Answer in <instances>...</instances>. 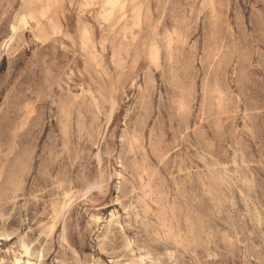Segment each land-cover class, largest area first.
<instances>
[{"label":"rangeland","instance_id":"1","mask_svg":"<svg viewBox=\"0 0 264 264\" xmlns=\"http://www.w3.org/2000/svg\"><path fill=\"white\" fill-rule=\"evenodd\" d=\"M83 3L73 30H64L67 16L47 24L64 35L35 53L46 66L36 94L43 99L35 107L46 114L50 84L57 83L51 89L57 103L69 91L76 97L83 93L85 111L95 103L112 118L105 123L106 116L100 117L102 143L77 141L71 156L32 181L27 133L35 117L27 118L28 102L13 116L15 135L5 150L21 180L17 196L0 202V264H13L15 257L33 264H169L170 252L180 264H250L264 245V192L259 189L264 168L243 128L264 119L259 101L250 96L238 112L227 109L213 137L203 126L189 131L169 121L166 127L158 103L155 117L126 119L129 111L139 116L141 104L151 108L175 91L190 32L176 0ZM3 16L10 35L24 29L30 36L38 23L18 4ZM3 103L13 104L8 96ZM87 123L92 124L91 117ZM102 181L108 182L105 196L97 191ZM186 205L190 216L202 220L201 228L194 230L189 219L166 242H156L150 228L127 226L130 207L145 208L151 219L152 213H177Z\"/></svg>","mask_w":264,"mask_h":264},{"label":"clouds","instance_id":"2","mask_svg":"<svg viewBox=\"0 0 264 264\" xmlns=\"http://www.w3.org/2000/svg\"><path fill=\"white\" fill-rule=\"evenodd\" d=\"M176 3L191 40L189 51L177 65L176 89L171 95L154 101L151 108L146 104L138 106L139 116L129 111L126 119H151L156 116L158 103L160 117L166 127L169 121L173 125L180 123L189 131L203 126L209 137H213L220 132L226 110L231 108L232 112H238L241 102L250 96L259 101V111L264 115V0H176ZM13 4L36 16L38 23L30 30V36H25L24 29H13L9 34L3 14ZM83 7V0H0V202L9 196L14 199L20 191L18 183L21 177L5 148L15 135L11 123L13 116L24 112L25 102L30 104L27 118L35 117L27 133L33 148L32 181H39L47 169L62 158L71 156L77 141L83 143L87 139L93 142L94 147L103 142L105 125L100 123V117L106 116L107 123L112 113L106 114L95 103L85 111L83 93L76 97L69 91L57 103L51 89L58 84L51 83L47 99L52 104L45 106L46 114L39 113L35 107L43 99L36 94L46 67L42 66L35 53L43 44L64 35V32L53 31L47 24L51 21L58 24L67 16L64 30H73L77 12ZM42 12L46 14L42 15ZM209 81L211 87H205ZM6 96L13 102L11 106L3 103ZM88 117L92 118V124L87 123ZM191 125H196L197 129ZM243 131L257 150L260 166L264 168V119L252 122L251 127L246 122ZM137 135L141 137V134ZM137 144L142 145V138L137 140ZM140 150H143L142 146ZM256 179L253 177L252 182ZM121 183L127 181L122 179ZM244 186L248 188L249 182ZM107 187V181L100 183L97 189L100 196L107 195ZM259 189L264 192V173L259 178ZM129 198L125 196V199ZM157 208L161 206L157 205ZM126 211L127 226L152 229L158 243L169 240L172 233L189 219L194 230L202 225L199 217L190 216L187 205L177 213L161 214L157 211L151 214V219L145 208L130 207ZM168 257L169 264H180L173 253H168ZM153 264H160V261ZM250 264H264V245L256 250Z\"/></svg>","mask_w":264,"mask_h":264},{"label":"bare ground","instance_id":"3","mask_svg":"<svg viewBox=\"0 0 264 264\" xmlns=\"http://www.w3.org/2000/svg\"><path fill=\"white\" fill-rule=\"evenodd\" d=\"M148 37V36H147ZM93 88V87H92ZM115 102V101H114ZM113 105V104H112ZM111 108V107H110ZM112 117H110L111 119ZM111 121V120H110ZM110 124V123H109ZM94 188V187H93ZM91 190V189H89ZM91 193V192H90ZM98 219V218H97ZM23 246V245H22ZM24 249L26 251V254L29 255V250L27 247L24 246ZM23 249V250H24ZM141 261L143 262L144 261V258H141ZM13 264H33L30 260H23L22 258L20 257H15V261ZM130 264V263H129Z\"/></svg>","mask_w":264,"mask_h":264}]
</instances>
